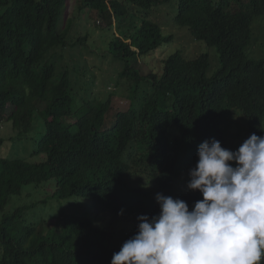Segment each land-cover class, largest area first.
I'll list each match as a JSON object with an SVG mask.
<instances>
[{
    "label": "trees",
    "instance_id": "trees-1",
    "mask_svg": "<svg viewBox=\"0 0 264 264\" xmlns=\"http://www.w3.org/2000/svg\"><path fill=\"white\" fill-rule=\"evenodd\" d=\"M69 1L0 0V128L7 125L13 134L0 139V147L34 136L36 116L45 125L30 161L0 157V264H111L113 253L137 233L138 217L159 214L158 193L184 200L190 210L203 199L187 187L202 142L215 139L235 151L232 138L241 145L245 135L264 136V57L254 58L264 50V0H73L119 34L110 53L124 65L119 79L128 86L131 105L105 132L112 98L80 97L82 107L74 111L78 84L67 73L54 81L48 57L85 42L70 41L71 22L62 30ZM172 1L178 5L176 25L216 49V71L207 54L185 59L177 53L162 64L161 75L139 73L143 59L174 41L163 40L155 22ZM136 10L142 13L140 25L121 34ZM142 85H147L143 103L137 100ZM73 115L76 124L65 126ZM237 120L244 128L234 133L229 123ZM49 183L50 199L89 201L98 217L27 223L23 209L6 213L25 188ZM110 215L132 225L125 239V230L115 233ZM257 264H264V253Z\"/></svg>",
    "mask_w": 264,
    "mask_h": 264
},
{
    "label": "clouds",
    "instance_id": "clouds-1",
    "mask_svg": "<svg viewBox=\"0 0 264 264\" xmlns=\"http://www.w3.org/2000/svg\"><path fill=\"white\" fill-rule=\"evenodd\" d=\"M264 131V126H261ZM187 187L203 199L190 210L182 199L158 193V215L138 217L111 264H257L264 253V136L238 148L205 140ZM121 215L123 210H121Z\"/></svg>",
    "mask_w": 264,
    "mask_h": 264
},
{
    "label": "rangeland",
    "instance_id": "rangeland-1",
    "mask_svg": "<svg viewBox=\"0 0 264 264\" xmlns=\"http://www.w3.org/2000/svg\"><path fill=\"white\" fill-rule=\"evenodd\" d=\"M170 5V9L162 7L163 14L158 17L155 22L161 29L162 39L174 38V41L171 43L164 42L155 55L143 59L144 63L141 62L138 68L141 76L145 77L149 75V71L161 75V69L164 67L162 64L164 62L166 63L172 55L177 53L181 54L185 59H192L199 55L207 54L210 58L211 70H213V72L216 71L220 67L216 49L206 48L204 44L196 42L191 37L187 28L177 26L175 19L178 13V5L176 1H172ZM82 7L79 1H69L64 18L65 21H63L62 26V30H64L67 24L71 22V31L69 33L70 41L73 43L72 39H74V41L83 39L85 42L82 47L71 50L67 49L65 51H56L48 58H51L53 61L51 64L56 69L54 81L57 80L61 74L67 73L69 80L73 81V84H78L79 86L78 94L76 92L74 93V111L82 107L83 101L81 98L85 101L96 99L98 102L106 101L109 97L112 98V110L107 117V122L103 129V132H105L112 128L118 113H124L129 110L131 103L128 99L129 92L125 88L128 86L125 81L121 82L119 79L124 70L123 63L110 53L111 44L116 38L117 28L113 30L112 27L113 31H111L107 22H104L102 26L96 13H89ZM135 16L136 18L126 19L128 26L121 34L126 33L131 26L140 25L139 20L142 19L141 11L136 10ZM120 22H122V20H120ZM98 24L101 25L98 26ZM60 27L61 23L59 29ZM117 27L121 28L120 25H117ZM180 31L183 32L180 33ZM181 34L182 37L180 38ZM117 37H119V34H117ZM262 37L264 38V35H262ZM260 52L261 49H259V55L254 58L260 59L264 57V50L262 53ZM247 54H249L248 51ZM133 62L134 61H131V64H133ZM145 87H147V85H142L140 91ZM139 94L137 100L143 103L144 97L142 98V91ZM86 95L88 97H85ZM78 97L81 98L79 99ZM136 105L137 104L134 106L136 107ZM45 107L46 104H44L40 110ZM35 119L37 123L35 127L36 130L34 129V136H32V133H29L27 138L23 140L18 138L6 140L0 147V157L9 160L30 161L35 151L36 141L45 134V125L43 121L38 116H36ZM77 120L78 116L73 115L72 118L63 121V124L68 127H73ZM34 123L35 121L33 124ZM229 125L234 133H236L238 129L244 128V124L238 120L229 123ZM9 129L10 127L7 125L0 128L1 140L7 139L9 136L13 135L9 132ZM40 133L42 134L39 136ZM72 133H77L75 127L72 129ZM241 136H244V131H242ZM246 139L245 135L243 137V142ZM232 142L236 150V147L240 146L239 139L232 138ZM243 142H241V144ZM39 160L41 161L42 159H33L35 163ZM194 166H196V164H194ZM138 178L144 179L142 176ZM138 185L139 183L132 188L137 189ZM53 194L54 189L51 183L42 186L39 190L34 187L25 188L20 198H14L11 201L6 213L13 212L17 209H23L24 212L22 217L27 223H39L48 219L54 220L56 216L63 218L87 217L89 219L98 217L97 213L92 210L89 201L69 199L64 202H58L50 199ZM108 220L116 224L115 233L117 235L120 231L125 230L123 239H125V236L130 232V229H132V225L122 219L116 220L110 215L108 216Z\"/></svg>",
    "mask_w": 264,
    "mask_h": 264
},
{
    "label": "bare ground",
    "instance_id": "bare-ground-1",
    "mask_svg": "<svg viewBox=\"0 0 264 264\" xmlns=\"http://www.w3.org/2000/svg\"><path fill=\"white\" fill-rule=\"evenodd\" d=\"M104 252V251H103Z\"/></svg>",
    "mask_w": 264,
    "mask_h": 264
}]
</instances>
